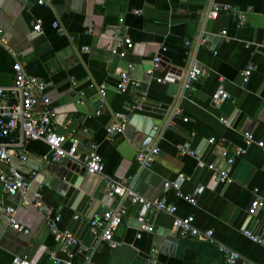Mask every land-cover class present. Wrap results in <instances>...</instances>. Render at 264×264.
<instances>
[{
  "label": "crops",
  "instance_id": "crops-1",
  "mask_svg": "<svg viewBox=\"0 0 264 264\" xmlns=\"http://www.w3.org/2000/svg\"><path fill=\"white\" fill-rule=\"evenodd\" d=\"M212 2L244 12L245 20L240 23L234 10L206 18ZM37 19L42 21L39 32L32 27ZM54 20L66 35L52 27ZM0 32L4 37L0 85L13 83L16 62L25 72L51 82L48 95L56 109L52 128L65 135L67 143L77 138L81 152L95 145L107 175L125 180L148 200L165 197L176 206L178 216L193 215L198 227L211 229L215 241L242 256L234 264H264V246L243 233L248 230L264 238V204L253 214L256 221L248 220L255 188L264 200V0H48L43 4L0 0ZM125 38L131 46L120 57L113 50H119ZM201 38L204 43H199ZM161 47H166L165 65L148 74ZM129 62L134 64L130 73L140 84L120 92L116 84ZM193 62L203 73L183 89V76ZM247 64L253 70L243 84L240 71ZM101 84L106 89L105 104L96 115ZM220 84L228 97L214 102L212 94ZM78 98L83 102L78 103ZM141 101L164 104L165 113L133 109ZM114 112L160 120L161 125L149 137L141 129L143 120L130 117L122 131L108 134ZM246 131L253 136L251 143L245 142ZM210 139L213 143H205ZM144 146L159 149L149 168H141L134 158ZM238 147L243 152L235 155ZM182 149L194 150L205 162L218 166L233 157L232 182H219ZM27 151L24 162L11 157L23 173L37 172L26 199L40 191L44 202L61 215L58 227L67 229L71 213L62 200L68 179L75 174L67 166L69 159L59 163L44 159L48 146L41 140H31ZM166 181L177 183L182 196L174 188L165 191ZM21 202L20 195L8 196L0 184V203L13 205L16 219L29 229L26 234L16 231L6 216L0 217V264H11L13 256H26L31 264H53L52 250L72 264H227L214 242L178 234L171 229V216L162 211L156 210L152 223L147 222L152 231L140 229L133 219L139 205L117 196L105 208L122 204L126 209L113 235L118 245L101 243L86 250L93 242L88 231L76 251L75 245L70 247L69 257L54 241L42 212Z\"/></svg>",
  "mask_w": 264,
  "mask_h": 264
},
{
  "label": "built area",
  "instance_id": "built-area-1",
  "mask_svg": "<svg viewBox=\"0 0 264 264\" xmlns=\"http://www.w3.org/2000/svg\"><path fill=\"white\" fill-rule=\"evenodd\" d=\"M48 0H38L39 4H43ZM234 10L236 17L240 23L245 20V13L232 8L227 4H217L212 2L206 14V18H216L220 11ZM135 12H138L135 10ZM40 19L32 23V27L36 32L41 30ZM52 27L57 29L61 36L66 35L63 28L57 20L51 23ZM225 33V32H223ZM72 39V37L70 36ZM0 41H4V37L0 32ZM199 43H204V39H200ZM186 45L190 44L186 40ZM119 50L114 49L120 57L126 56V49L131 46V40L125 38L118 44ZM84 50H89L87 46H83ZM166 51V47H161L152 58V64L147 69L148 74H152L156 69L161 67L163 62L162 54ZM134 69V64L129 62L125 70L121 71L116 84V88L120 92L127 91L132 85L139 86V80L131 75V70ZM253 70L252 64H247L241 71L240 76L243 84L248 82L249 76ZM14 81L9 85H0L1 92L13 91L16 97L13 99H0V184L3 192L8 196L20 195L22 204L34 206L40 210L45 218V223L52 234L54 241L58 244L59 249L71 256L70 247L78 244V239L67 229H60L58 223L61 220V215L56 213L50 206H48L40 191H35L30 200L26 199V194L31 188L33 179L37 172L30 170L23 173L16 166L11 163V157L17 156L21 162L27 160V145L31 140H41L48 146V152L44 155V159H50L52 162L59 163L63 160H72L85 168V171L92 174L102 175L105 178V185L103 191L108 196H117L121 200H127L132 204L144 205L146 208H154L171 216V229L177 231L182 236L194 237L199 240L214 242L220 252L224 256L227 264H234L237 260L243 259L242 256L232 248L219 243L213 238V231L211 229H203L194 223V216L189 214L185 216H178L176 214V206L169 203L165 197L159 200L151 201L138 193L132 185L125 180L117 179L105 173L104 163L102 157L96 150L95 145L85 152L79 150V140L71 138L67 143L68 138L55 132L52 128V122L56 115V109L51 105L48 90L51 87V82L41 80L34 75H31L23 69L18 62L13 65ZM203 73L202 68L193 62L186 70L183 79V89L188 88L191 83L197 80ZM158 82H164L160 77H157ZM72 83L74 80L72 79ZM106 89L104 84H101L98 89V108L96 115L100 114L105 104ZM82 92H80V96ZM146 93H143L142 98H145ZM228 97L224 87L220 84L215 92L212 94L214 102H220ZM142 99V100H143ZM78 103H82V99L78 98ZM142 101L133 106L135 110H141ZM176 113L180 110L176 109ZM130 117L128 112H114L111 123L106 127V133L112 134L124 129ZM187 120V118H184ZM221 121L226 123V118H221ZM244 139L246 143L253 141V136L250 132H244ZM6 140V141H5ZM208 142L213 143L210 139ZM258 146L263 147V142H256ZM188 154L196 157L198 167L206 168L213 172L216 179L222 183L232 182L231 169L234 162L233 157H228L224 160V166H218L212 162H205L194 150H186ZM243 149L238 147L235 149V155L242 154ZM159 149L157 146H144L140 148L135 154V161L141 168H149L158 155ZM183 177L182 174L179 175ZM174 188L179 193V186L175 182L166 181L164 183V190ZM257 188L254 189V197L248 208L250 215L255 214L259 208L264 204V200L257 194ZM190 202H194L192 198H187ZM126 213V209L122 204L116 207H110L101 214H94L90 221L89 231L93 236V242L86 250H94L99 244L106 243L111 247H116L118 242L113 238L114 231L119 226L122 216ZM16 208L11 204L0 203V217L6 216L8 218L9 226L19 232L28 233L29 229L21 224L15 217ZM141 223L140 229L145 231H152V226L143 222V217H138ZM243 233L249 236L254 242L264 246V238L259 235H253L250 231L244 230ZM140 237V233L137 234ZM50 259L53 264H72L70 259H62L58 256L55 250L50 252ZM88 259V256H86ZM11 264H31L26 256H13ZM146 264H152L148 262Z\"/></svg>",
  "mask_w": 264,
  "mask_h": 264
},
{
  "label": "water",
  "instance_id": "water-1",
  "mask_svg": "<svg viewBox=\"0 0 264 264\" xmlns=\"http://www.w3.org/2000/svg\"><path fill=\"white\" fill-rule=\"evenodd\" d=\"M163 60L164 62H162V64L165 65L166 60ZM15 95L16 93L13 91H8L6 93L0 91V99L14 97ZM141 108L143 110H150L164 114L166 106L164 104L143 102ZM130 117H132L133 120H143L136 114H131ZM160 125V120L147 121L144 119L141 129L144 130L149 137H152L156 132L154 127ZM205 143H208V140H205ZM67 166L74 171L75 174L68 179L69 184L64 192L62 204L67 207L71 213L67 230H69L78 241L81 242L89 231L92 216L106 211L107 209L105 207L110 206L113 196H108L103 191L105 178L102 175L88 172L85 173V168L72 160H68ZM139 207L140 211L134 215V221L141 225L142 222L138 220V217L144 215L143 222L152 223V217L155 214L156 209L146 208L144 205H139ZM248 220L253 223L256 221V218L253 215H250ZM262 228H264V225ZM152 229H154V227ZM79 247L80 243L76 244L73 250L76 251ZM85 254L86 251L83 250L81 255L85 256Z\"/></svg>",
  "mask_w": 264,
  "mask_h": 264
}]
</instances>
